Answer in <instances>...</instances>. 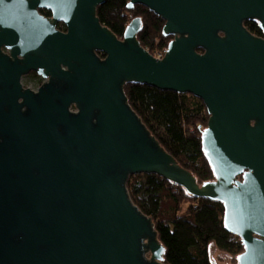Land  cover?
<instances>
[{
	"label": "water",
	"instance_id": "95a60500",
	"mask_svg": "<svg viewBox=\"0 0 264 264\" xmlns=\"http://www.w3.org/2000/svg\"><path fill=\"white\" fill-rule=\"evenodd\" d=\"M106 1L0 0V264H167L129 196L137 174L221 202L236 264H264V38L243 26L264 35V0H127L164 21L159 59L136 38L140 18L121 39L99 22ZM29 71L46 79L36 92L20 85ZM130 83L202 101L213 180L198 184L162 148Z\"/></svg>",
	"mask_w": 264,
	"mask_h": 264
},
{
	"label": "trees",
	"instance_id": "16d2710c",
	"mask_svg": "<svg viewBox=\"0 0 264 264\" xmlns=\"http://www.w3.org/2000/svg\"><path fill=\"white\" fill-rule=\"evenodd\" d=\"M127 0H107L96 9L99 22L121 39L133 18L141 19L136 35L140 45L153 54L166 49L171 37L161 33L163 21L147 8L127 9ZM246 28L261 35L253 22ZM124 93L131 108L162 148L189 171L198 184L213 180L201 150V131L208 114L202 101L189 94L161 91L143 84L130 83ZM132 202L152 219L157 238L164 247L167 264H211L209 246L238 256L243 246L223 224V205L219 201L190 196L186 191L154 174L130 176L126 184Z\"/></svg>",
	"mask_w": 264,
	"mask_h": 264
},
{
	"label": "flooded vegetation",
	"instance_id": "af4514ba",
	"mask_svg": "<svg viewBox=\"0 0 264 264\" xmlns=\"http://www.w3.org/2000/svg\"><path fill=\"white\" fill-rule=\"evenodd\" d=\"M38 13L43 16L44 18H48L50 19L51 18V13L48 11V10H45V9H38ZM160 18V17H159ZM161 19V18H160ZM162 20V19H161ZM163 21V20H162ZM246 22H253L254 24H256L257 28L260 30L261 32V35H255L253 33H251L245 26V23ZM142 25V23H141ZM163 25H164V21H163ZM243 26L246 28V30L248 32H250L253 36H256V37H260V38H264V35L261 31V29L259 28V22L257 20H246L243 22ZM163 27V26H162ZM56 29L61 31V32H64L65 31V26L64 24H62L61 22H58L56 24ZM2 52L3 53H7V50L2 47L1 48ZM100 55V54H99ZM46 81L45 78H43L42 76L38 75L35 71H29L28 73L26 74H23L21 77H20V85L22 86L23 89H29L33 92H36L38 90V88ZM21 100H18V102H20Z\"/></svg>",
	"mask_w": 264,
	"mask_h": 264
},
{
	"label": "rangeland",
	"instance_id": "374dc122",
	"mask_svg": "<svg viewBox=\"0 0 264 264\" xmlns=\"http://www.w3.org/2000/svg\"><path fill=\"white\" fill-rule=\"evenodd\" d=\"M210 263L214 264H236L237 257L218 250L214 245L209 246Z\"/></svg>",
	"mask_w": 264,
	"mask_h": 264
},
{
	"label": "built area",
	"instance_id": "2783aa9c",
	"mask_svg": "<svg viewBox=\"0 0 264 264\" xmlns=\"http://www.w3.org/2000/svg\"><path fill=\"white\" fill-rule=\"evenodd\" d=\"M165 51H166V49H164L162 51H154L153 54H155L156 59H159V58L163 57Z\"/></svg>",
	"mask_w": 264,
	"mask_h": 264
}]
</instances>
